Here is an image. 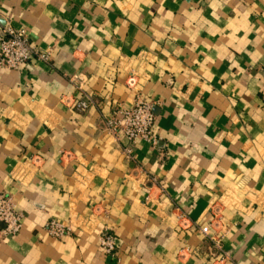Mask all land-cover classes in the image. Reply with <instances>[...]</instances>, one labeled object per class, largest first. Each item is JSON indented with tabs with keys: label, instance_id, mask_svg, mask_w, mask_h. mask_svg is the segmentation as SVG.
<instances>
[{
	"label": "crops",
	"instance_id": "1",
	"mask_svg": "<svg viewBox=\"0 0 264 264\" xmlns=\"http://www.w3.org/2000/svg\"><path fill=\"white\" fill-rule=\"evenodd\" d=\"M5 25L52 56L0 68V193L21 218L0 264H264V0H0ZM137 99L155 144L128 161L103 121Z\"/></svg>",
	"mask_w": 264,
	"mask_h": 264
},
{
	"label": "built area",
	"instance_id": "2",
	"mask_svg": "<svg viewBox=\"0 0 264 264\" xmlns=\"http://www.w3.org/2000/svg\"><path fill=\"white\" fill-rule=\"evenodd\" d=\"M51 56L52 48L39 50L33 47L24 29L15 30L10 25L0 28V68L18 71L33 61L49 66ZM135 85L134 76L130 75L126 80V87L132 89ZM91 106H94V101L89 97L74 103V109L77 112H84ZM153 123L154 115L152 114L151 105L137 99L130 108L119 106L113 109L110 117L103 121V128L116 143L121 144L124 142L121 147L122 156L125 160L132 161V148L137 141L154 146ZM218 214L217 208L213 207L209 210L212 223L219 224ZM20 219L15 210L12 196L0 193V224L3 226L0 231L1 236L3 238L15 236L21 228ZM44 231L50 238L56 240L63 239L71 233L69 227L63 226L54 220L49 221L44 226ZM199 232L205 238L211 240L207 227L200 229ZM98 243L106 257L113 258L115 256L116 243L113 235L108 230L104 229L100 233ZM214 246L220 250L219 244Z\"/></svg>",
	"mask_w": 264,
	"mask_h": 264
}]
</instances>
